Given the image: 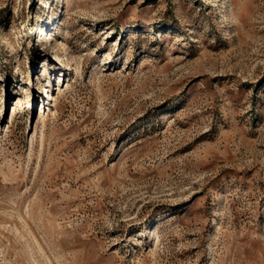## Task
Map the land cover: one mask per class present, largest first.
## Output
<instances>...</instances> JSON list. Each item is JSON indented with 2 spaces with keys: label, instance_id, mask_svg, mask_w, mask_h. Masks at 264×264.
I'll list each match as a JSON object with an SVG mask.
<instances>
[{
  "label": "rangeland",
  "instance_id": "rangeland-1",
  "mask_svg": "<svg viewBox=\"0 0 264 264\" xmlns=\"http://www.w3.org/2000/svg\"><path fill=\"white\" fill-rule=\"evenodd\" d=\"M0 264H264V0H0Z\"/></svg>",
  "mask_w": 264,
  "mask_h": 264
},
{
  "label": "bare ground",
  "instance_id": "bare-ground-1",
  "mask_svg": "<svg viewBox=\"0 0 264 264\" xmlns=\"http://www.w3.org/2000/svg\"><path fill=\"white\" fill-rule=\"evenodd\" d=\"M13 113H17V112H13Z\"/></svg>",
  "mask_w": 264,
  "mask_h": 264
}]
</instances>
